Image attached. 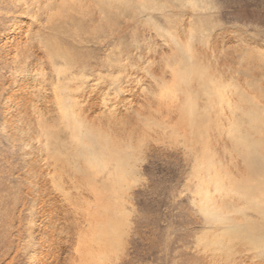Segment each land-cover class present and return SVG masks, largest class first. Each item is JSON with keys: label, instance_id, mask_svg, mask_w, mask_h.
Masks as SVG:
<instances>
[{"label": "rangeland", "instance_id": "obj_1", "mask_svg": "<svg viewBox=\"0 0 264 264\" xmlns=\"http://www.w3.org/2000/svg\"><path fill=\"white\" fill-rule=\"evenodd\" d=\"M188 49L222 96L192 83L198 138L181 119L183 91L162 96ZM59 98L82 130L131 146L114 196L124 221L102 264H264V245L224 236L264 217L213 185L211 217L199 191L215 169L224 187L245 172L230 129L248 126L251 107L264 113V0H0V264H79L88 252L97 200ZM111 166L92 169L96 187Z\"/></svg>", "mask_w": 264, "mask_h": 264}, {"label": "bare ground", "instance_id": "obj_2", "mask_svg": "<svg viewBox=\"0 0 264 264\" xmlns=\"http://www.w3.org/2000/svg\"><path fill=\"white\" fill-rule=\"evenodd\" d=\"M57 48L55 49V52L59 50ZM188 51L189 54L186 55L182 50H178L176 56L178 55L177 58L179 59V62H177L172 69V84L170 87L162 88H165L164 90H166L162 96L173 99L176 90L183 91L185 95L184 101H182V106L179 105L181 119L182 122L191 129L192 134L198 138V136L201 137L205 131L204 120L206 116L205 114L203 115V113L200 115L197 106L198 96H195L190 90L192 83L195 81L198 82V85L200 84V87L211 102L214 97L218 96V94L221 96V94L217 88L219 84L217 86L214 84L207 69L191 60L193 58L192 52L190 49H188ZM242 98L244 99V97ZM217 100H219V97ZM60 101L61 98H59V103H62V111L60 112L63 114H59H62V117H67L68 123L75 127V134L80 145L77 156L80 158V161L82 160L85 164L83 174L87 182L94 187L93 190L96 196L95 200H97L95 208L89 210V214L94 221V225L91 227L92 232L87 236V242H89L90 245L85 256L82 257V254L80 255V253L83 252L79 253L82 257L79 264H98L97 261L100 262L105 258L101 252H108L111 247L115 246L120 237V229L124 221V215L119 212L117 208L118 203H114V196L120 192L121 187L126 184L130 178L132 173L130 160L132 159L131 157L133 154L130 152L131 146L126 147L120 142L114 140V138L112 139L102 134L99 128L94 130L93 128H90L91 126L89 127L87 126L88 124H85V130H82L83 124H81L79 120L72 118L75 117V110L72 107L66 108L64 103ZM210 104L211 103H209V105ZM253 104L254 103H252V105ZM248 106L250 107V104ZM248 106L245 107V113L247 112ZM251 108L250 110L248 108L249 111L247 112L248 126L242 127V122L235 121L232 122L233 124L230 129L233 134L231 138H234L233 140L239 154L243 157L245 172L240 178L230 179L229 185L224 187V175L215 169L210 180L208 182L204 181L200 185L199 191L203 194L205 212L211 217L216 216V213L218 214L219 209L222 207L212 206V199L210 198L212 195L209 191L211 185H213L214 189L218 192L230 188L232 192L244 200L243 210L245 208L252 209L264 217V136L262 135L264 133V113L262 114L261 112L256 111V109H258L257 107L256 109L254 107L255 110ZM61 119H59V121ZM254 133H257L260 136L257 134V137L253 136L255 135ZM205 148L203 153L205 161H203V165H205V169H209L212 172L213 169H211L212 164L210 162L211 154L207 145ZM110 164H112L113 168L111 166L112 172H109L111 176L107 185H104L101 188L99 186L96 187L93 181L92 169L97 173H101L102 170L103 172L104 170L106 171ZM109 168L108 170H110ZM91 205L92 204H90V206ZM224 236L233 241L239 239L245 240L255 247L262 246L264 245V221L257 222L251 219H245L242 224L231 225L224 233ZM221 238L216 242L222 243ZM83 251L85 250L83 249Z\"/></svg>", "mask_w": 264, "mask_h": 264}]
</instances>
